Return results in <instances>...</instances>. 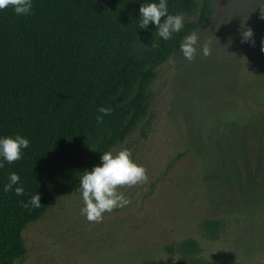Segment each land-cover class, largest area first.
Wrapping results in <instances>:
<instances>
[{"label":"rangeland","instance_id":"374dc122","mask_svg":"<svg viewBox=\"0 0 264 264\" xmlns=\"http://www.w3.org/2000/svg\"><path fill=\"white\" fill-rule=\"evenodd\" d=\"M197 35L210 55L163 65L150 125L112 151L129 149L147 182L121 187L130 203L100 223L78 192L63 198L24 232L18 264H180L169 249L187 239L211 264H264V0H217ZM205 220L223 224L217 240Z\"/></svg>","mask_w":264,"mask_h":264},{"label":"trees","instance_id":"16d2710c","mask_svg":"<svg viewBox=\"0 0 264 264\" xmlns=\"http://www.w3.org/2000/svg\"><path fill=\"white\" fill-rule=\"evenodd\" d=\"M32 2L27 16L0 10V136L29 140L20 160L0 168V264L23 262L28 227L77 193L80 175L99 164L101 153L150 125L159 69L217 13V0H168L170 13L184 14V27L165 41L151 23L139 28V8L148 0ZM11 172L20 176L23 195L2 191ZM36 192L41 207H23ZM222 229L219 221L202 224L210 240ZM169 251L180 264H211L195 239Z\"/></svg>","mask_w":264,"mask_h":264},{"label":"clouds","instance_id":"9594fccd","mask_svg":"<svg viewBox=\"0 0 264 264\" xmlns=\"http://www.w3.org/2000/svg\"><path fill=\"white\" fill-rule=\"evenodd\" d=\"M11 8L18 16L31 14L32 0H0V10ZM139 28L146 29L151 23L155 26L156 37L169 40L174 33L180 32L184 27V14L178 12L172 14L168 9V0H148L139 8ZM244 27V25H242ZM253 36L250 28H245L241 33V42H248ZM155 46V45H153ZM183 57L192 61L198 54L207 57L211 49L207 42L201 44L196 33L184 37L180 45ZM111 109L100 107L98 112L103 115L110 114ZM97 123L102 122V116H97ZM29 140L19 134L14 136H0V168L20 160L24 150L28 148ZM146 168L137 163L131 151L122 148L113 153L104 151L101 153L100 162L90 170H84L79 177L76 191L79 193L82 207L80 214L89 222H102L105 213H111L114 209L126 207L130 201L119 189L124 186L132 187L147 182ZM2 191L8 193L14 191L17 196L24 194V188L20 184V176L11 172L8 182L3 185ZM41 196L38 192L32 194L22 205L25 208H40Z\"/></svg>","mask_w":264,"mask_h":264}]
</instances>
